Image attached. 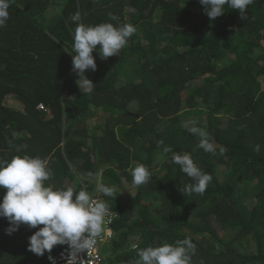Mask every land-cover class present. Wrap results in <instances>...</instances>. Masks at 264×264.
<instances>
[{
  "label": "trees",
  "instance_id": "1",
  "mask_svg": "<svg viewBox=\"0 0 264 264\" xmlns=\"http://www.w3.org/2000/svg\"><path fill=\"white\" fill-rule=\"evenodd\" d=\"M105 22L136 31L117 55L93 51L97 67L85 75L94 87L81 93L74 30ZM189 122L215 154L198 147ZM165 148L212 176L202 195L180 191L193 181ZM15 155L46 159L54 189H114L97 192L117 213L103 264H136L133 245L185 238L196 245L191 264H264V0L245 19L225 6L214 20L200 0H10L0 27V159ZM140 164L151 178L135 186ZM8 227L0 217V264H52L62 248L38 256L28 249L37 229Z\"/></svg>",
  "mask_w": 264,
  "mask_h": 264
},
{
  "label": "clouds",
  "instance_id": "2",
  "mask_svg": "<svg viewBox=\"0 0 264 264\" xmlns=\"http://www.w3.org/2000/svg\"><path fill=\"white\" fill-rule=\"evenodd\" d=\"M254 0H200L205 13L210 19L223 15L225 6L236 9L242 19L246 18L248 6ZM10 0H0V27L9 19ZM81 19L80 14L74 13L71 20L76 23ZM115 19V17H113ZM132 24L114 26L110 22L97 25L78 23L73 33L72 70L78 75L77 84L81 93H91L94 83L85 75L86 70L94 71L97 67L93 51L102 59H107L120 53L129 38L135 33ZM185 124L190 133L199 137L198 147L207 153L216 152L208 133L195 122ZM163 144V141L159 142ZM260 151V145L255 146ZM171 153V163L179 166L193 181L192 184L180 189L184 194L202 195L212 180V176L200 169L189 153L179 154L165 148ZM223 148L220 152L223 153ZM51 170L48 161L29 155H15L11 159H0V188L6 189L0 200V217L9 221L5 232L11 235L21 225L37 229L30 237L28 249L38 256L52 252L56 245L67 244L71 249L68 262L75 264L77 253L95 246L97 238L105 231L106 218H109V207L104 200L94 199L86 189L74 192L72 187L54 189L46 185L50 179ZM132 183L140 186L148 182L151 173L142 164L131 171ZM96 192L104 196L114 195V189L98 183ZM110 222V219H109ZM42 225V227H37ZM137 252L136 264H191L196 245L190 238L167 241L158 246L139 248L133 245ZM55 264V257L48 256ZM67 262V264H68Z\"/></svg>",
  "mask_w": 264,
  "mask_h": 264
},
{
  "label": "built area",
  "instance_id": "3",
  "mask_svg": "<svg viewBox=\"0 0 264 264\" xmlns=\"http://www.w3.org/2000/svg\"><path fill=\"white\" fill-rule=\"evenodd\" d=\"M83 189H86L94 199H100L97 192L95 191L96 188ZM116 217L117 213L109 208V218H106L105 231L103 235L100 238H97V243L95 244V246L88 250H82L77 253L75 264H103L104 246H106L115 236L113 223ZM70 254L71 249L69 248V246L67 244L62 245L61 250L56 256H54L55 264H67ZM68 264H71V261H69Z\"/></svg>",
  "mask_w": 264,
  "mask_h": 264
},
{
  "label": "rangeland",
  "instance_id": "4",
  "mask_svg": "<svg viewBox=\"0 0 264 264\" xmlns=\"http://www.w3.org/2000/svg\"><path fill=\"white\" fill-rule=\"evenodd\" d=\"M14 106H17V107H19L18 106V104L17 103H15L14 101H10ZM252 248H253V246H252Z\"/></svg>",
  "mask_w": 264,
  "mask_h": 264
}]
</instances>
